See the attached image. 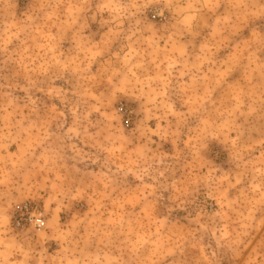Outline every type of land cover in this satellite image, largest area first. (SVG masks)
Here are the masks:
<instances>
[{
	"label": "rangeland",
	"instance_id": "obj_1",
	"mask_svg": "<svg viewBox=\"0 0 264 264\" xmlns=\"http://www.w3.org/2000/svg\"><path fill=\"white\" fill-rule=\"evenodd\" d=\"M0 264H264V0H0Z\"/></svg>",
	"mask_w": 264,
	"mask_h": 264
},
{
	"label": "built area",
	"instance_id": "obj_2",
	"mask_svg": "<svg viewBox=\"0 0 264 264\" xmlns=\"http://www.w3.org/2000/svg\"><path fill=\"white\" fill-rule=\"evenodd\" d=\"M12 225L17 229L33 228L41 230L45 227V221L37 206L24 202L14 208Z\"/></svg>",
	"mask_w": 264,
	"mask_h": 264
}]
</instances>
